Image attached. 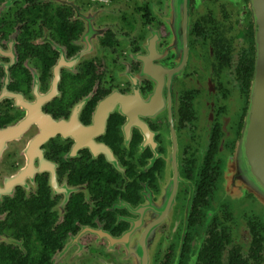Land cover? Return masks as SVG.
Wrapping results in <instances>:
<instances>
[{
  "label": "flooded vegetation",
  "instance_id": "af4514ba",
  "mask_svg": "<svg viewBox=\"0 0 264 264\" xmlns=\"http://www.w3.org/2000/svg\"><path fill=\"white\" fill-rule=\"evenodd\" d=\"M254 49L241 0H0V264H264Z\"/></svg>",
  "mask_w": 264,
  "mask_h": 264
},
{
  "label": "water",
  "instance_id": "95a60500",
  "mask_svg": "<svg viewBox=\"0 0 264 264\" xmlns=\"http://www.w3.org/2000/svg\"><path fill=\"white\" fill-rule=\"evenodd\" d=\"M241 1L253 27V73L244 124L234 155L223 167V181L235 191L251 192L264 207V0Z\"/></svg>",
  "mask_w": 264,
  "mask_h": 264
}]
</instances>
